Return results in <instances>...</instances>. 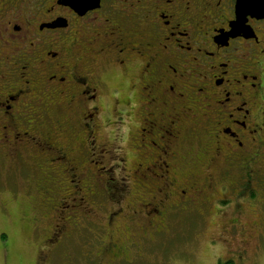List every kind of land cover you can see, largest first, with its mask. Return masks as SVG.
Here are the masks:
<instances>
[{"label":"flooded vegetation","instance_id":"obj_1","mask_svg":"<svg viewBox=\"0 0 264 264\" xmlns=\"http://www.w3.org/2000/svg\"><path fill=\"white\" fill-rule=\"evenodd\" d=\"M235 1L0 0V199L39 213L36 264L86 228L98 264L129 262L264 192V18L231 35ZM246 206L208 241L245 244Z\"/></svg>","mask_w":264,"mask_h":264},{"label":"rangeland","instance_id":"obj_2","mask_svg":"<svg viewBox=\"0 0 264 264\" xmlns=\"http://www.w3.org/2000/svg\"><path fill=\"white\" fill-rule=\"evenodd\" d=\"M126 142L127 141H116L115 151L120 155H126V157L132 161V159H134V154L128 151ZM121 151L123 153H121ZM105 158L106 160L104 164H107L108 166L116 163V161L119 162L117 158L109 160H107V157ZM129 168L131 169L132 165H129ZM107 175L115 177L116 180H121L122 177H126V184L131 185V188H129L131 195L137 194L134 193L136 186L132 185V182H130V179L133 178L131 170L120 171L117 169L111 173L108 172ZM131 195L130 197H132ZM263 196L264 192L262 191H248V195L242 196L244 202H242L241 199H238L235 202L239 204L234 205L230 203L229 206L225 208L216 209V214H222L221 216L218 215L215 217L214 225H210L206 230L192 232L189 237L188 233L179 234V236L176 235L175 237L167 239H165V236H162L160 238L161 243H157L153 247L152 244H150L149 247V243L146 242L145 247H142L138 251V253L142 255L140 258H138L135 252L131 250L129 251L128 256L129 262L121 260L115 261L114 263L215 264L220 259L233 258L236 262H240L241 264H264V225L257 226L255 224L259 218L257 214L264 215V203L262 202ZM1 197H4V195L2 194ZM94 200L101 201L104 200V198L96 196ZM230 200V198L224 199L221 203L227 204ZM2 201H4L3 205ZM5 202H7V205ZM24 205L25 200L22 198L16 201H9L6 198L0 199V264H36L34 259L36 257V251L40 247V242H38L37 234H35L33 230L30 232V229L33 226L40 227V223L33 222L30 220V217L39 213L30 210L29 213L25 214L22 212L23 209L26 208ZM243 205H248V207L246 206L242 210V215L237 224L245 226V235L248 236L246 237L247 242L243 244L242 236L237 233L228 236L225 243L217 241L213 244L208 241V238L213 237V235L218 233L219 227L222 230V224L227 223L229 218L239 215L238 211L241 210ZM2 206H4V208ZM52 210L49 209L50 212L48 213H50V215L47 216V219L49 223L53 224L57 221L56 215ZM40 219L43 225H45V223L47 224L46 219H43L41 216ZM83 226H85V224H83ZM87 226L90 227V225ZM261 228H263L262 236L259 235ZM87 230V228L82 229L81 231L83 232L81 235L79 234L74 241L67 244L66 247H68L69 256L65 259L57 256L54 260V264H62L68 260L69 262H67V264H98L96 251L99 243L94 242V245L92 246L94 248L91 252L88 251L89 249L87 250L86 241L92 240V236L90 233L86 232ZM236 231L239 233L240 228H237ZM96 234H98V231H96ZM186 238L188 239L185 242H182L181 239ZM101 239L102 241H100V243L108 240V237L103 230L101 233ZM245 248H247V251H244ZM105 263L106 260L104 262L100 260L99 264Z\"/></svg>","mask_w":264,"mask_h":264},{"label":"water","instance_id":"obj_3","mask_svg":"<svg viewBox=\"0 0 264 264\" xmlns=\"http://www.w3.org/2000/svg\"><path fill=\"white\" fill-rule=\"evenodd\" d=\"M236 18L230 23L231 35L250 30L246 24L247 16L264 18V0H236Z\"/></svg>","mask_w":264,"mask_h":264},{"label":"trees","instance_id":"obj_4","mask_svg":"<svg viewBox=\"0 0 264 264\" xmlns=\"http://www.w3.org/2000/svg\"><path fill=\"white\" fill-rule=\"evenodd\" d=\"M215 264H241L240 262H236L233 258H227V259H220Z\"/></svg>","mask_w":264,"mask_h":264}]
</instances>
